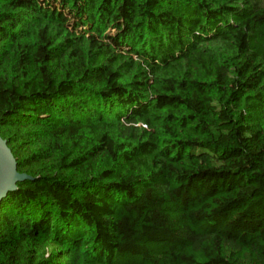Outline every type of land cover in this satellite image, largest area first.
I'll return each mask as SVG.
<instances>
[{
    "label": "trees",
    "instance_id": "16d2710c",
    "mask_svg": "<svg viewBox=\"0 0 264 264\" xmlns=\"http://www.w3.org/2000/svg\"><path fill=\"white\" fill-rule=\"evenodd\" d=\"M0 264H264V0H0Z\"/></svg>",
    "mask_w": 264,
    "mask_h": 264
},
{
    "label": "water",
    "instance_id": "95a60500",
    "mask_svg": "<svg viewBox=\"0 0 264 264\" xmlns=\"http://www.w3.org/2000/svg\"><path fill=\"white\" fill-rule=\"evenodd\" d=\"M32 179L26 173L19 172L17 160L8 145L0 136V203L9 193L18 189V183Z\"/></svg>",
    "mask_w": 264,
    "mask_h": 264
}]
</instances>
